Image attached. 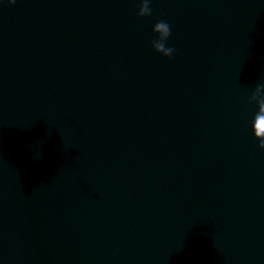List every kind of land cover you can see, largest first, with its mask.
Returning a JSON list of instances; mask_svg holds the SVG:
<instances>
[{
    "label": "water",
    "instance_id": "water-1",
    "mask_svg": "<svg viewBox=\"0 0 264 264\" xmlns=\"http://www.w3.org/2000/svg\"><path fill=\"white\" fill-rule=\"evenodd\" d=\"M143 3L0 0V264H264V0Z\"/></svg>",
    "mask_w": 264,
    "mask_h": 264
},
{
    "label": "clouds",
    "instance_id": "clouds-1",
    "mask_svg": "<svg viewBox=\"0 0 264 264\" xmlns=\"http://www.w3.org/2000/svg\"><path fill=\"white\" fill-rule=\"evenodd\" d=\"M16 0H11V3H15ZM139 15L141 17H146L151 15V9L149 7L148 0H144V3L141 5L139 10ZM156 30H159L162 37H169L170 36V28L166 21H159L157 22L153 27V33L156 34ZM153 47L157 53L162 54L165 57H172L174 54L175 49L174 48H162L161 40L157 39L153 41ZM257 94H260L261 92H264V84H260L257 86L256 89ZM258 139V138H257ZM259 140V147L261 149H264V139H258Z\"/></svg>",
    "mask_w": 264,
    "mask_h": 264
}]
</instances>
